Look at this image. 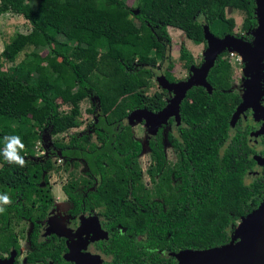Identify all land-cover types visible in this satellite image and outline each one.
I'll list each match as a JSON object with an SVG mask.
<instances>
[{
    "label": "trees",
    "instance_id": "1",
    "mask_svg": "<svg viewBox=\"0 0 264 264\" xmlns=\"http://www.w3.org/2000/svg\"><path fill=\"white\" fill-rule=\"evenodd\" d=\"M226 8L242 12L246 28L256 24V0H137L136 7L127 0H0V16L18 14L31 24L30 32L16 33L0 54V153L6 136L18 135L25 145L19 152L24 167L0 154V195L11 200L0 213L1 250L14 244L6 229L19 219L23 200L33 204L28 216L48 207V192L37 182L55 162L52 156L37 158L40 142L50 144L57 155L61 151L67 166L74 156H84L89 164L122 166L118 173L127 178L108 177L101 196L108 200L113 219L128 229L111 239L114 256L143 255L153 264H176L174 257L159 260L157 251L209 249L232 241L238 223L261 205L264 182L245 181L244 145L228 132L233 108L219 104L218 89L228 86L230 65L222 59L215 65L213 94L198 90L191 94L195 103L187 99L181 105L189 124L182 130L186 153L180 166L165 169L161 140L151 142L152 188L140 177L142 144L124 125L135 109L157 112L166 105L149 90L153 69L166 57L171 41L168 28L197 41L204 40L205 25L216 35L233 33ZM31 47L33 52H25L16 63ZM187 52L182 50L183 59ZM6 64L11 65L5 69ZM91 97L99 103L103 130L97 132L103 144L93 134L59 139L82 126L81 104ZM157 172H162L158 182ZM173 174L180 177L176 185ZM129 194L136 202L126 199Z\"/></svg>",
    "mask_w": 264,
    "mask_h": 264
},
{
    "label": "flooded vegetation",
    "instance_id": "2",
    "mask_svg": "<svg viewBox=\"0 0 264 264\" xmlns=\"http://www.w3.org/2000/svg\"><path fill=\"white\" fill-rule=\"evenodd\" d=\"M255 17L256 24L248 28L245 27L244 19L240 32L236 31L237 26H234L233 33H226L223 36L214 35L223 38L232 34L241 38L251 47H256L255 33L259 27L256 11ZM190 40L194 44L202 45L204 50L195 55L186 45V47H182L180 59L183 61L184 76L181 78L176 74L177 66L170 59L166 64L167 69L165 71L164 62L169 58L168 53H166V57L159 61L153 69L154 85L155 82H159V77L163 75L171 83L187 82L195 77L196 72L199 71L205 61L209 44L205 36L204 40L197 41L192 38ZM170 43L171 41L168 44ZM260 48L263 51L262 53L245 52V56L232 50L234 48L227 47L219 54L215 62L216 65L222 59L230 65L228 86L218 89V99L219 104L222 102L228 103V106L233 108L229 118L228 132L230 138L235 137L238 143L244 145L243 153L248 166L245 177L247 183H253L257 180L264 182V47L260 46ZM182 50L188 51L186 59L182 58ZM215 65L207 75V81L211 85L212 92H209L208 87L205 85L194 84L187 91L183 102L189 99L190 102L195 103V98L191 97V94L198 90L205 89L210 94L216 91V85L212 82V71ZM237 66H239L238 69ZM152 95L163 98L166 107L176 97L177 93L174 89L169 90L160 84L159 90L154 91ZM91 100L94 103L92 107H95L93 111L95 116L92 121L87 123V125H90V129L85 135L93 134V140L103 144L97 132V130H103L99 103L96 102L94 97H91ZM162 110L154 113H160ZM179 116L178 118L176 114L171 115L167 120V125H161L155 134H147L146 146L150 152L148 168H145V164L141 162L145 145L142 140H138L134 136L133 132V138L142 144V152L138 161L141 171L140 177L147 189L155 185V180L150 174V168L154 164L151 150L153 140H161L164 146L165 169L174 170L185 160L186 149L182 147L185 142H183L181 136L182 130L189 123L187 124L183 119L181 106ZM133 124H129L128 117L124 120V125L131 127L132 131ZM77 135L79 137L83 136V134ZM165 142L169 144L170 152H167ZM52 148H45L47 154L44 157H37L40 159L52 156L58 158L59 162L64 161V163L58 165L54 163L55 167L53 169H45L43 171L45 178L37 182L39 187H44L48 192V207L44 208L43 213L28 216L29 207L33 204L23 200V209L19 213V219L9 224V230L6 229L7 232L12 234L14 244L7 251L0 249V260L9 259L13 256L15 264H79L77 259L82 256H98L102 264H153L148 257L143 255L126 258L116 257L111 253L109 247L112 238L124 234L128 229L113 219L108 200L101 198L102 187L110 176L118 177V175H121L123 181L125 177L127 178V174L118 173V169H122V166L106 163L89 164L84 156L72 157L69 159L70 164L67 166L66 162L68 160L63 156V153L60 151L57 155L55 149L53 148L52 151ZM55 173L62 176V179L53 180ZM145 174L148 176L147 179ZM161 175L162 172L155 174L157 182L160 181ZM179 180L180 177L172 175L173 185H176ZM56 190H58V194ZM10 192L11 190H8L6 193ZM126 199L136 202V198L132 197L131 194ZM27 221L31 224L30 226H22L19 230L15 229L17 224ZM142 238L143 236L138 237L139 240ZM173 254L168 250L157 251L159 260H166V262L174 257ZM176 264H178V261Z\"/></svg>",
    "mask_w": 264,
    "mask_h": 264
},
{
    "label": "water",
    "instance_id": "3",
    "mask_svg": "<svg viewBox=\"0 0 264 264\" xmlns=\"http://www.w3.org/2000/svg\"><path fill=\"white\" fill-rule=\"evenodd\" d=\"M256 2V15L259 21V27L255 33L256 47H251L241 38L232 34L223 38L217 37L212 33L209 25H205L204 33L209 47L205 61L199 71L196 72L195 77L190 81L180 83H171L164 75L159 77L161 85L176 91V97L160 113H154L148 109H135L128 116L129 124L145 118L147 123L150 122L152 126V134H155L161 124L166 122L171 115L176 114L178 118L180 117L181 103L186 97L187 91L194 84L205 85L209 92H212L211 85L207 81V75L225 48L232 47L234 48L232 50L245 56V52L262 53L260 46L264 47V0H256ZM45 147L50 148V144H45ZM241 221L239 227H235L236 231L234 230L230 243L209 249L181 250L173 254L178 264H264V199L257 209ZM77 261L79 264H102L98 256H82ZM0 264H15L14 257L1 259Z\"/></svg>",
    "mask_w": 264,
    "mask_h": 264
},
{
    "label": "rangeland",
    "instance_id": "4",
    "mask_svg": "<svg viewBox=\"0 0 264 264\" xmlns=\"http://www.w3.org/2000/svg\"><path fill=\"white\" fill-rule=\"evenodd\" d=\"M128 4L130 6L136 7V3L137 0H127ZM224 16L228 19V20H233L234 21V26H237L235 28L236 31H241V26L243 24V20H244V14L238 10H235L233 8H226L224 10ZM31 30V24L29 21H27L23 16L18 15V14H14V13H5L2 14L0 16V54L3 52L4 48L6 47V45L10 42V40L13 38V36L16 33H28ZM168 33L170 35L171 38V43L167 45V53L169 58H167L166 62H164L165 66L164 69L166 71L167 67L166 64L169 62V59L174 61L175 65L177 66V71L176 74L178 76H180L181 78L184 76L185 71L183 68V61H181L180 59V55H181V49L182 47H189L192 51V53H195V55L200 54L204 49L202 45H197L194 44L188 37V35L178 29V28H174V27H169L168 28ZM62 37H64L63 35H61ZM191 41V42H190ZM186 45V46H185ZM25 52H33V48H28L26 51L22 52L19 57L17 58L16 63H21V61L24 59L25 57ZM47 52L44 51L43 54H46ZM11 64H6V66L4 67L5 69H7ZM237 69L239 68V66L236 67ZM160 82H155V85L153 84V86L151 87V89L149 90L150 94H153L154 91L159 90V85ZM82 112H83V124L82 126L78 127V128H73L70 130V132L64 133V134H60L58 135V137H60L59 139L63 140L65 139L66 141L69 140L70 136L74 133L77 134H83L85 135L86 133H88L89 129H90V125H87L88 122L92 121V119H94L93 117L95 116V114L90 113L89 109L94 105V103L92 102V100L89 99H85L82 104ZM167 121L163 122V124H161L162 126L167 125ZM88 126V127H87ZM85 128V129H84ZM133 132H134V136L139 140H142V142L144 143V151H143V155L141 156V162L143 164H145V168L149 167L150 164V152H149V148L146 146L147 145V134H152V126L149 123H147V119H143V120H139L136 121L133 124ZM49 134V133H48ZM47 134V136H49ZM57 137V138H58ZM48 137V142L50 143ZM56 138V137H53ZM166 143V142H165ZM166 150L167 152H170V148H169V144L166 143ZM45 143L44 142H40L38 145L35 146V155L37 157H44L47 154V151L45 149ZM53 161L56 163V165L60 164V163H64V161L59 162L58 158L52 157ZM1 163V162H0ZM146 179L148 178V176L145 174ZM62 179V176L57 175V173H55V175L53 176V180L56 179ZM59 179V180H60ZM58 180V181H59ZM56 193L58 194V190H56ZM242 222V221H241ZM241 222L238 223L237 227H239V225L241 224ZM30 226L31 224H29V222H22L21 224H17L15 227V229H21L22 226L26 227V226ZM236 231V230H235Z\"/></svg>",
    "mask_w": 264,
    "mask_h": 264
},
{
    "label": "clouds",
    "instance_id": "5",
    "mask_svg": "<svg viewBox=\"0 0 264 264\" xmlns=\"http://www.w3.org/2000/svg\"><path fill=\"white\" fill-rule=\"evenodd\" d=\"M5 148L2 154L8 163L25 166V160L19 155V152L24 149L25 145L18 135L5 137ZM11 203L10 198L7 195H0V213L5 211L4 205Z\"/></svg>",
    "mask_w": 264,
    "mask_h": 264
},
{
    "label": "crops",
    "instance_id": "6",
    "mask_svg": "<svg viewBox=\"0 0 264 264\" xmlns=\"http://www.w3.org/2000/svg\"><path fill=\"white\" fill-rule=\"evenodd\" d=\"M2 167V164L0 163V168Z\"/></svg>",
    "mask_w": 264,
    "mask_h": 264
}]
</instances>
